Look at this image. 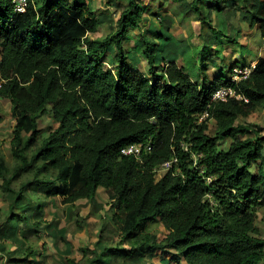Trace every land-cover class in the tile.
Instances as JSON below:
<instances>
[{
  "label": "trees",
  "instance_id": "trees-1",
  "mask_svg": "<svg viewBox=\"0 0 264 264\" xmlns=\"http://www.w3.org/2000/svg\"><path fill=\"white\" fill-rule=\"evenodd\" d=\"M164 1L176 3L169 10L182 19L193 14L211 34H200L192 46L177 42L159 13L161 23L155 19L140 32L143 12L162 9ZM212 1L218 11L221 2L228 9L226 36L205 19L203 10L211 8L203 0H150L146 6L111 0L116 28L102 38L88 37L102 21L86 0H26L19 13L11 0H0V98L11 102L15 122L11 168L0 155V192L12 197L8 207L20 209L12 221L22 220L32 238L48 236L44 210L51 199L64 206L94 202L103 189L112 195L111 222L129 249L95 243L89 264L119 261V253L135 264L145 255L143 264L160 261V253L165 264H264L257 225L264 208V134L237 124L264 107V57L249 66L242 55L228 58L222 49L230 43L234 54L241 51L240 23L264 42V0ZM185 57L196 64L193 76L178 64ZM206 65L217 73L208 78ZM220 89L233 96L212 100ZM48 107L57 127L41 136L37 117ZM130 145H140L138 155L122 154ZM173 160L171 168L155 171ZM156 222L167 232L162 240L147 230ZM10 226L3 222L0 234ZM35 253L28 246L18 256L3 255L1 264H27Z\"/></svg>",
  "mask_w": 264,
  "mask_h": 264
},
{
  "label": "rangeland",
  "instance_id": "rangeland-1",
  "mask_svg": "<svg viewBox=\"0 0 264 264\" xmlns=\"http://www.w3.org/2000/svg\"><path fill=\"white\" fill-rule=\"evenodd\" d=\"M86 1L93 14L102 21L101 25L97 29V32L94 35H89L88 37L102 38L108 33L114 31L116 28L115 24L117 13L116 8L111 4V0ZM141 2L144 3V6L150 5V0H141ZM164 4L165 5L162 6V9L157 8L156 5H152L143 12V22L141 24L140 32L145 33L146 30L151 28L156 21L161 23V21L158 19L159 16H155V14L159 13L165 18L162 24L168 28L166 33L167 36L170 38H175L177 42L184 40V42H186L185 44L192 46L193 40H200L198 37L200 34H203V38L205 39H207V33L209 35L211 34L208 31L203 32V29L207 30V25L203 24L202 29L200 23L193 14H189L187 15L186 19H182V13H174L169 10V8L174 7L176 3L164 1ZM203 4L211 8V10H203L205 19L210 21L212 25H216V27L222 33L221 36L228 34V21L226 20L228 9L225 7L226 5L222 4V2L220 3L222 8V11L220 12L218 9H216V4L212 0H203ZM218 12L220 15H218ZM224 20L226 21L225 27L223 26ZM229 22L231 23V19ZM240 26L241 23L238 28H240ZM130 33L132 35V39H134L129 41L131 46L130 48H132L134 41L139 38V32L136 30L131 31ZM215 34L217 33H214V35ZM200 37H202V35ZM155 38L156 37H154V39ZM218 41L223 42L221 38ZM238 42L239 44H245L246 42H249L250 44L248 49L253 50V54L256 49V51L260 53L259 57H264V44L261 45L258 39L252 38L249 40L245 37H242ZM164 43L172 42L165 40ZM228 45L224 46L222 49L224 50V55L229 58L231 55L235 54L231 50L233 47ZM109 56L110 55L108 52L107 58L110 61V65H112L113 63L111 62ZM145 64V61H140L139 66L141 70L144 69ZM178 64L182 65L185 72L190 76L194 75L196 64L191 58L185 57L183 60L180 59ZM206 66H208V70L205 73L208 78L217 73L216 69L212 65ZM199 76L201 79L203 78V75L200 74ZM203 118L204 116H202L200 119ZM37 123L38 129L41 132V136L44 135L49 129H54L57 127V123L54 121L49 107L44 114H41L37 117ZM239 123L251 125L253 126L254 130H259L260 134L263 135L264 111L255 112L244 119L239 118L237 124ZM14 124L15 122L12 116L11 102L8 99L0 98V155L6 164L10 166L9 168H11L12 165L10 140L14 131ZM207 125V134L213 136L215 132L214 121H209ZM229 143L230 141H225L222 143V147L220 148H226ZM262 166L264 169V163ZM253 168L255 169L256 166H253L252 169ZM16 186L17 184H15V187ZM30 193L33 194L34 191H31ZM51 200L52 204L49 205V208L47 206L44 210V223L47 224L50 222L47 230L48 236L37 235L32 238V232H28L27 225L24 226L22 224V220L12 221L16 214H20V209L17 206L11 209L8 207V205H10V203L13 201L12 197L10 195L4 196L0 192V225L6 220L9 224H11V226L5 230L4 234H0V264L1 262L3 263L5 261V257H2L3 255L17 254L18 256V251L23 250L28 246L38 254H32L31 257L28 258L30 261L27 262V264H89V260L93 257L92 252H94L95 243L98 248L109 246L123 250L129 249L127 244H124L120 241L117 228L111 222V217L114 213V210L111 206L113 199L111 193H109L108 190L98 189L94 202L80 200L74 205L71 204L69 206H64L61 204L59 199ZM25 204L27 203H23V205ZM257 225L260 229L262 237L264 238V208L259 210ZM146 226H148L147 230L157 235L159 240H162L167 234L164 227L159 222L147 224ZM50 229H56V231L50 233ZM47 231H45V233ZM30 238L32 239L30 240ZM125 255V253H119L116 255L119 261L115 260L112 262L108 261V259H105L101 264H110L111 262V264H123L124 261H127V264H135L133 260L127 258ZM159 256L160 261L158 258H154L152 261L150 260V262L153 264H165L161 263V260H166L165 256H163L162 253H160ZM141 260L146 262V255L142 257ZM142 261H140L138 264H143Z\"/></svg>",
  "mask_w": 264,
  "mask_h": 264
},
{
  "label": "built area",
  "instance_id": "built-area-1",
  "mask_svg": "<svg viewBox=\"0 0 264 264\" xmlns=\"http://www.w3.org/2000/svg\"><path fill=\"white\" fill-rule=\"evenodd\" d=\"M12 5L14 6V11L16 12H22L24 11L25 7H26V0H11ZM245 73H248V71H244ZM241 74V71L236 69L234 70V78L235 79H239ZM233 96V92L230 89H220L218 91H216L213 94L212 100H226L227 97ZM204 118H206V114L203 115ZM203 118V119H204ZM140 152V145H130L125 147L124 149H122V154L130 156L131 154H139ZM176 160H174L173 162H165L163 163L160 168L161 169H169L171 168L172 164L175 163ZM208 182H210V179H207Z\"/></svg>",
  "mask_w": 264,
  "mask_h": 264
},
{
  "label": "crops",
  "instance_id": "crops-1",
  "mask_svg": "<svg viewBox=\"0 0 264 264\" xmlns=\"http://www.w3.org/2000/svg\"><path fill=\"white\" fill-rule=\"evenodd\" d=\"M239 29L241 31L240 32V36H239V40L242 37H245L246 39H249V40L252 39V38H255V39L259 40L261 45L264 44V42H262L259 39L255 29L254 30L250 29L246 24L241 25ZM226 35L227 34H225L224 36H226ZM249 44H250L249 42H246L245 44H239V45L242 46L241 51H237L235 53V55L240 56V58H241V55H242L246 59L247 63L250 66V65H253V63H255V61L259 57L260 53H258L256 51V49H255L254 54H253V50L248 49L249 48ZM263 52H264V49H263ZM235 55H233V56H235ZM262 111H264V107L259 109V110H257L256 112H262Z\"/></svg>",
  "mask_w": 264,
  "mask_h": 264
},
{
  "label": "clouds",
  "instance_id": "clouds-1",
  "mask_svg": "<svg viewBox=\"0 0 264 264\" xmlns=\"http://www.w3.org/2000/svg\"><path fill=\"white\" fill-rule=\"evenodd\" d=\"M11 3H12V2H11ZM12 6H13V5H12ZM24 10H25V9H24ZM13 12H14V13H19V12L14 11V6H13ZM22 12H23V11H22ZM253 65H254V63H253ZM253 65H252V66H253ZM248 72H249V71H248ZM200 120H203V119H200ZM173 161H174V160H173ZM173 161H170V162H173ZM164 163H165V162H164ZM162 164H163V163H162ZM162 164H161V165H162ZM158 169H161V168H160V167H159V168H156L155 171H157Z\"/></svg>",
  "mask_w": 264,
  "mask_h": 264
},
{
  "label": "bare ground",
  "instance_id": "bare-ground-1",
  "mask_svg": "<svg viewBox=\"0 0 264 264\" xmlns=\"http://www.w3.org/2000/svg\"><path fill=\"white\" fill-rule=\"evenodd\" d=\"M35 33V32H34ZM32 34H33V32H32ZM42 34V33H41ZM36 36V35H35ZM9 54V53H8Z\"/></svg>",
  "mask_w": 264,
  "mask_h": 264
}]
</instances>
